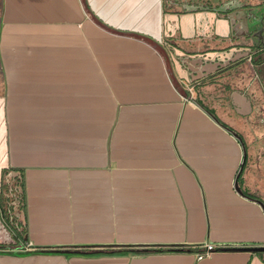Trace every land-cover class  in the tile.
<instances>
[{
	"label": "crops",
	"instance_id": "0c3cea01",
	"mask_svg": "<svg viewBox=\"0 0 264 264\" xmlns=\"http://www.w3.org/2000/svg\"><path fill=\"white\" fill-rule=\"evenodd\" d=\"M229 2L0 0V264H264V4Z\"/></svg>",
	"mask_w": 264,
	"mask_h": 264
},
{
	"label": "rangeland",
	"instance_id": "374dc122",
	"mask_svg": "<svg viewBox=\"0 0 264 264\" xmlns=\"http://www.w3.org/2000/svg\"><path fill=\"white\" fill-rule=\"evenodd\" d=\"M229 4L230 5L227 8L231 11L246 7L249 12L253 13L256 6H263L264 0H230ZM14 177L15 175L13 174L5 177V194L8 200L4 202L3 205L6 206L8 211L13 213L14 217L18 218L17 215L21 213L19 211L20 202L18 199V196L21 194V189L17 186V180H15ZM10 186L12 189L6 190ZM10 236L9 229H6L3 226V223L0 222V244H4L5 246L16 245V243L10 239ZM7 237L8 239H6Z\"/></svg>",
	"mask_w": 264,
	"mask_h": 264
},
{
	"label": "built area",
	"instance_id": "2783aa9c",
	"mask_svg": "<svg viewBox=\"0 0 264 264\" xmlns=\"http://www.w3.org/2000/svg\"><path fill=\"white\" fill-rule=\"evenodd\" d=\"M190 90H191V88H190ZM19 215V214H18ZM18 215H17V217H18ZM19 218V217H18ZM20 220V219H19ZM0 222H2L3 223V226L6 228V229H9V233H10V235H11V237L13 238V239H16L15 241L17 242H15L16 243V245H18V241L19 240H21V241H23L22 239H23V237H24V235L22 234H20L21 232H23V225H22V222H21V220L20 221H17V223L20 225V228L18 227V228H14L13 229V225H12V221H9L8 219H5L4 217H3V215H2V217L0 216ZM18 240V241H17ZM15 245V246H16ZM28 248H29V246H27ZM204 250H202L201 252H198V253H196V258L198 259V260H202V259H204V258H206V257H208V256H210L211 254H212V252L216 249V247H217V245L216 244H213V243H211V242H205L202 246H201ZM0 249H3L2 247L0 248Z\"/></svg>",
	"mask_w": 264,
	"mask_h": 264
},
{
	"label": "flooded vegetation",
	"instance_id": "af4514ba",
	"mask_svg": "<svg viewBox=\"0 0 264 264\" xmlns=\"http://www.w3.org/2000/svg\"><path fill=\"white\" fill-rule=\"evenodd\" d=\"M243 3V2H242ZM244 4H245V2H244ZM6 176H8V175H6ZM5 184H4V188H3V201L2 202H0V216L2 217V215H3V217L5 218V219H8L9 221H12V227H13V229L14 228H20V225L17 223V221H20L21 219H20V214L18 215V217L19 218H16V217H14L13 216V213L12 212H10V211H8L7 209H6V206L5 205H3V203L4 202H6L7 200H8V198H6V194H5ZM9 189H12L11 188V186L10 187H8L6 190H9ZM20 198V196H18V199ZM20 219V220H19Z\"/></svg>",
	"mask_w": 264,
	"mask_h": 264
},
{
	"label": "trees",
	"instance_id": "16d2710c",
	"mask_svg": "<svg viewBox=\"0 0 264 264\" xmlns=\"http://www.w3.org/2000/svg\"><path fill=\"white\" fill-rule=\"evenodd\" d=\"M14 179L15 180H17V186L18 187H20V189H21V194L19 195L20 196V198H19V211L20 212H23L24 211V209H25V192H24V181H23V176L22 175H16L15 177H14ZM3 201V194H2V196H1V198H0V202H2ZM21 222H22V225H23V232H21L20 234L22 235H24L26 232H27V230H26V226L23 224V221L21 220ZM1 245V244H0ZM2 246H0V248H1Z\"/></svg>",
	"mask_w": 264,
	"mask_h": 264
}]
</instances>
